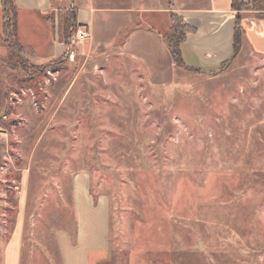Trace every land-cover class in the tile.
<instances>
[{
  "label": "rangeland",
  "instance_id": "obj_1",
  "mask_svg": "<svg viewBox=\"0 0 264 264\" xmlns=\"http://www.w3.org/2000/svg\"><path fill=\"white\" fill-rule=\"evenodd\" d=\"M51 2L42 18L58 34L72 0ZM2 32L0 15V264L17 225L23 264H60L54 233L74 229L79 172L109 201L99 264H264V59L243 49L156 81L82 45L74 62L24 47L17 63Z\"/></svg>",
  "mask_w": 264,
  "mask_h": 264
},
{
  "label": "crops",
  "instance_id": "obj_2",
  "mask_svg": "<svg viewBox=\"0 0 264 264\" xmlns=\"http://www.w3.org/2000/svg\"><path fill=\"white\" fill-rule=\"evenodd\" d=\"M234 0H72L77 11V24L89 31L84 46L86 55L117 51L143 68L156 80L175 64L163 40L170 30L169 15L175 14L195 29L181 44L184 64L202 72H214L233 61L237 12ZM251 0H246L250 2ZM18 7V30L22 45L45 61L64 57L65 47L55 29L42 18L56 12L51 0H15ZM244 13L240 50L264 59V18ZM0 15L3 14L0 0ZM33 23L25 28V20ZM161 21V29L157 21ZM165 23V25H164ZM41 34L44 39L39 35ZM78 46V47H79ZM77 47V48H78ZM48 48V49H46ZM76 48V52H77ZM118 48V49H117ZM91 179L86 172L71 180L70 207L74 229L59 228L54 244L60 264H99L109 250V201L95 199L90 191ZM24 242L20 226H16L4 249V264H23Z\"/></svg>",
  "mask_w": 264,
  "mask_h": 264
},
{
  "label": "trees",
  "instance_id": "obj_3",
  "mask_svg": "<svg viewBox=\"0 0 264 264\" xmlns=\"http://www.w3.org/2000/svg\"><path fill=\"white\" fill-rule=\"evenodd\" d=\"M171 4L172 0H168ZM1 8L3 14V41L4 45L7 47L10 55L15 58V60L20 61V57L25 51L24 46L21 43L18 30V7L15 0H1ZM232 8L237 12L236 16V26H235V39L234 48L235 55L240 52L242 45V12L253 10L255 12L264 13V0H251L246 2L245 0H234ZM45 17V16H42ZM170 30L167 34L163 36V40L167 45V48L171 54L173 62L176 67L184 68L186 70L195 71L197 73H202L201 70L191 69L187 67L181 56V44L185 42L187 34H193L196 32L195 29L186 25L182 18L175 14H170ZM53 25V24H52ZM77 25V11L75 8L69 9L62 31H59V37L62 39V43L67 45L70 36L74 33L75 27ZM54 27V26H52ZM72 30V31H70ZM71 32V33H70ZM45 67V66H44ZM44 67H38L40 70H44Z\"/></svg>",
  "mask_w": 264,
  "mask_h": 264
},
{
  "label": "built area",
  "instance_id": "obj_4",
  "mask_svg": "<svg viewBox=\"0 0 264 264\" xmlns=\"http://www.w3.org/2000/svg\"><path fill=\"white\" fill-rule=\"evenodd\" d=\"M62 2L70 1V0H60ZM74 8L73 3L71 2V9ZM90 34L86 28L76 25L74 33L70 36L67 45H65L64 59L69 62H74L76 59V48L89 39Z\"/></svg>",
  "mask_w": 264,
  "mask_h": 264
}]
</instances>
